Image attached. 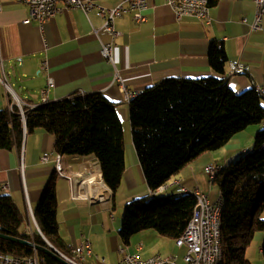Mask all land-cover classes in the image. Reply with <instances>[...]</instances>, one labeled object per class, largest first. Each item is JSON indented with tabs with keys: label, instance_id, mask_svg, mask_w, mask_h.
<instances>
[{
	"label": "crops",
	"instance_id": "1",
	"mask_svg": "<svg viewBox=\"0 0 264 264\" xmlns=\"http://www.w3.org/2000/svg\"><path fill=\"white\" fill-rule=\"evenodd\" d=\"M125 1L95 0V3L112 9ZM58 7L61 11L43 25L24 24L29 17L28 7L21 0H1L0 77L7 76L27 108L40 104V91L45 89L47 77L53 80L48 101L102 94L114 104L123 125L125 169L116 192L112 194L107 188V197L91 203L83 194L86 192L88 196L94 190L85 182L89 181H86L88 177L92 178V169H98L97 161L62 156L64 177L58 176L53 163L54 137L39 129L25 135L19 150L0 149V195L9 196L23 217L22 231L37 232V225L29 214H33L45 185L55 174L59 235L68 249L89 242L92 256L86 264H120L121 246L142 259L174 254L177 264H184V249L176 248L174 240L160 237L153 230L133 235L127 245L118 238L125 205L147 196L149 190L131 140L129 105L119 84L113 82V74L115 70L121 73L122 84L133 97L163 80L207 77L210 75L209 44L218 41L224 45L227 67L240 64L246 69L244 73L229 76L228 86L235 92L262 86L264 15L261 29L253 30L255 0H218L208 10L209 24L193 17L177 19L166 0L149 1L143 13L144 23H135L129 13L114 21L115 30L121 36L116 39L112 66L100 55L102 46L110 43L111 37L102 29L103 21L95 11L85 15L80 9ZM8 104L9 98L0 83V110ZM259 128L248 127L220 150L201 155L173 176L169 185L177 180L181 186L189 190L197 187L207 196V186L201 187L207 178L204 168L211 164L226 165L249 151ZM249 139L250 144L244 141ZM44 153L49 155L47 163L41 162ZM72 186L81 189V196L73 198ZM175 190V186H169L157 196L169 197L175 195ZM210 193L213 202L217 197ZM259 239L260 236L245 251L249 261L255 260ZM257 253L262 256L260 247Z\"/></svg>",
	"mask_w": 264,
	"mask_h": 264
},
{
	"label": "trees",
	"instance_id": "2",
	"mask_svg": "<svg viewBox=\"0 0 264 264\" xmlns=\"http://www.w3.org/2000/svg\"><path fill=\"white\" fill-rule=\"evenodd\" d=\"M218 0H207L208 7ZM210 75L195 79H167L153 84L128 101L131 140L149 192L155 191L184 167L208 152L227 145L249 126H259L249 151L222 165L210 180L221 202L219 264H251L245 257L256 232L264 233V95L255 86L235 92L228 86L224 45L212 41L207 51ZM11 102V101H10ZM9 102V104H10ZM0 110V149L19 150L25 135L43 130L54 137V152L63 157L93 158L103 184L116 192L125 169L123 125L114 104L102 94L73 95L48 101L23 117L13 105ZM196 200L192 195L147 196L126 204L119 240L146 230L175 241L190 221ZM55 174L45 185L33 210L41 233L22 231L23 217L12 199L0 195V233L34 246L49 244L71 258L59 235ZM264 257V240L260 246ZM0 254L28 258L39 264H61L53 258L0 239ZM84 260L82 264H86Z\"/></svg>",
	"mask_w": 264,
	"mask_h": 264
},
{
	"label": "built area",
	"instance_id": "3",
	"mask_svg": "<svg viewBox=\"0 0 264 264\" xmlns=\"http://www.w3.org/2000/svg\"><path fill=\"white\" fill-rule=\"evenodd\" d=\"M29 9V17L23 21L24 24H29L35 22L38 25H43L47 20L52 18L56 13L61 11L58 5H62L63 9H80L85 15L90 11L94 10L96 16L102 21V29L107 32L110 37V43L102 46L100 50L101 57L110 65L113 66V51L116 44V39L121 36L120 32H117L114 27V21L120 18L123 14L129 13L135 23H144L146 21L143 15L144 11L148 7L149 1L152 0H126L124 3L117 5L112 9L103 8L95 3V0H21ZM182 3V11H175L174 7H170L177 19L182 17H193L197 20L204 21L206 24L210 23L208 17L209 7L207 5V0H178ZM1 6V0H0ZM264 15V0H255V19L252 24V29H261L260 22L261 17ZM42 69L45 68V64H42ZM246 71L245 67L240 64H229L227 69V75L232 76L237 73H244ZM122 75L117 70L113 74V82H117L121 88V92L124 94L125 101H129L133 96L125 89L122 84ZM0 83L2 84L5 93L9 98V110L15 105L20 115L23 117L22 108L25 107L23 102L18 98L17 94L13 90L12 85L9 83L6 75L0 77ZM53 86V80L50 77L46 78L45 89L40 91L41 102L40 104H45L48 102L47 94L48 89ZM255 89L262 95H264V85L255 86ZM84 96V95H80ZM36 106L29 107L30 109ZM264 125V120L262 122ZM62 156L55 154L53 163L54 169L58 176L64 177L62 162ZM49 155L44 153L41 156V162H49ZM22 167V165H20ZM220 164L209 165L203 172L209 178L214 176L220 171ZM92 178L85 182L88 187H93L94 190L89 191L87 196L86 192L83 194L91 203L103 199L104 195L97 188L98 185H103L106 190L107 187L102 183L101 173L97 168L92 169ZM97 177L99 180H96ZM95 186V187H94ZM169 186H175V192L180 191H195L197 192V199H199V214L193 216L190 222V232L184 239H176V248L184 249V254L182 256V261L184 264H213L214 259V242L212 239V227L214 226L215 212L217 209L216 202H212L209 198L199 192L198 188L195 187L189 190L179 183V181H172L171 185L167 182L163 186L159 187L155 191L149 192L152 195L162 194L166 191ZM83 190V189H82ZM72 196L76 198L81 196V189L72 186ZM30 215V214H29ZM30 217V216H29ZM31 220V218H30ZM36 226V224H34ZM32 233V232H31ZM30 234V233H27ZM39 235L41 233L38 232ZM42 236V235H41ZM75 250L76 264H82L84 260H87L92 256L91 248L89 242H83L76 248H71ZM119 252L122 254L120 264H177V256L172 254L167 257H162L161 255H155L147 259H139V255L136 253H128L126 249L121 246L119 247ZM65 258V257H64ZM66 259V258H65ZM0 264H39L37 256L34 254L28 258H13L7 255L0 254Z\"/></svg>",
	"mask_w": 264,
	"mask_h": 264
},
{
	"label": "bare ground",
	"instance_id": "4",
	"mask_svg": "<svg viewBox=\"0 0 264 264\" xmlns=\"http://www.w3.org/2000/svg\"><path fill=\"white\" fill-rule=\"evenodd\" d=\"M166 3L169 7H174L175 11H182V3L178 2V0H166ZM264 127V125H262ZM205 169V168H204ZM222 169V166H220V170ZM213 176H210L209 179L211 180ZM96 180H99V178L97 177ZM95 187V186H94ZM97 188L99 189V191L107 197V190L103 185H98ZM175 195H192L195 200H196V206L194 208L193 216H197L199 214V199H197V192L195 191H180V192H175ZM152 196H157V195H152ZM214 202H216L217 205V209L215 212V220H214V226L212 227V239L214 242V259H213V264H219L221 262V258H222V249H221V240H220V226H221V202L220 199L217 198ZM192 217L190 219V221L188 222L187 226L185 227L184 232L182 233L181 236H179L177 239H184V236H187L188 233L190 232V222L192 220ZM30 218L31 221L33 222V224L35 223L33 214L30 212ZM38 232V231H37ZM175 245H176V239L174 241ZM71 258H66V260H68L69 262L76 264V257H75V250H71V248L69 249ZM139 259H142L139 256Z\"/></svg>",
	"mask_w": 264,
	"mask_h": 264
},
{
	"label": "water",
	"instance_id": "5",
	"mask_svg": "<svg viewBox=\"0 0 264 264\" xmlns=\"http://www.w3.org/2000/svg\"><path fill=\"white\" fill-rule=\"evenodd\" d=\"M37 231L40 233L38 227H37ZM0 239L1 240H5V241H9L15 244H19L22 246H27L32 248L34 251L40 252L44 255H47L51 258H53L54 260H56L57 262L61 263V264H73L71 262H69L68 260H66L63 256H61V254H59L54 248H52L49 244H47L48 248H41L38 246H34L32 243L27 242L25 240H21V239H16V238H12L9 236H6L2 233H0Z\"/></svg>",
	"mask_w": 264,
	"mask_h": 264
},
{
	"label": "rangeland",
	"instance_id": "6",
	"mask_svg": "<svg viewBox=\"0 0 264 264\" xmlns=\"http://www.w3.org/2000/svg\"><path fill=\"white\" fill-rule=\"evenodd\" d=\"M255 127H259V126H254V125H252V126H249V128H255ZM248 128V127H247ZM246 132V131H245ZM240 134V133H239ZM242 134V133H241ZM244 141H246V142H248L249 143V141H250V139L249 140H244ZM250 143H251V141H250ZM249 143V144H250ZM220 150V149H219ZM212 165V164H211ZM207 186V188H206V186ZM202 188L203 187H205L206 189H205V193L207 194V197L209 198V200L211 201V198L209 197V195H211V191H212V196L213 195H216V197L218 198V188L216 187V186H214V185H211L210 184V179L207 177V178H204V180H203V185L201 186ZM202 194H203V192H201ZM216 198V199H217ZM32 231H34L33 230V228H32ZM30 234H31V232H29ZM260 236V239H259V243L257 244V246H256V248H255V254H256V257H255V260H253V259H251V264H264V257L263 256H261L259 253H257V249H258V247H260V244H262V239H264V233L263 232H256L255 233V235H254V238H253V244H254V242H255V240H256V238L257 237H259Z\"/></svg>",
	"mask_w": 264,
	"mask_h": 264
}]
</instances>
